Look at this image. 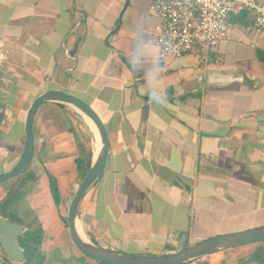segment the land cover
Returning <instances> with one entry per match:
<instances>
[{
  "label": "crops",
  "instance_id": "obj_1",
  "mask_svg": "<svg viewBox=\"0 0 264 264\" xmlns=\"http://www.w3.org/2000/svg\"><path fill=\"white\" fill-rule=\"evenodd\" d=\"M153 1L0 0V175L22 156L37 96L57 91L84 100L107 129L109 154L80 203V228L95 245L140 256L178 251L205 225L244 224L232 233L264 227V43L252 16L230 14L226 40L205 60L189 53L161 62L151 42ZM42 107L33 120L26 199L42 240L58 233L65 242L59 208L67 213L81 179L78 156L70 161L62 141L69 129L49 112L71 110ZM8 192L0 186V202Z\"/></svg>",
  "mask_w": 264,
  "mask_h": 264
},
{
  "label": "water",
  "instance_id": "obj_2",
  "mask_svg": "<svg viewBox=\"0 0 264 264\" xmlns=\"http://www.w3.org/2000/svg\"><path fill=\"white\" fill-rule=\"evenodd\" d=\"M45 104L66 106L79 113L92 123L98 135L99 147L93 153L88 171L80 181L66 213L69 239L83 256L100 264H188L219 251L264 242V227H259L213 236L199 241L188 248L162 256H140L101 248L88 240L80 228L78 210L83 198L99 181L104 172L109 154V138L107 129L97 112L84 100L70 93L49 91L40 94L32 101L25 117V145L22 156L11 171L0 175V186L19 177L31 162L34 147L33 120L38 108ZM0 223L1 250L4 251L10 261L22 264L25 259L23 250L17 244V237L21 236L26 229L19 224L11 223L7 218L1 216ZM10 237H13L16 242L13 247L18 251L17 255L14 249L12 253L6 247L7 239Z\"/></svg>",
  "mask_w": 264,
  "mask_h": 264
},
{
  "label": "rangeland",
  "instance_id": "obj_3",
  "mask_svg": "<svg viewBox=\"0 0 264 264\" xmlns=\"http://www.w3.org/2000/svg\"><path fill=\"white\" fill-rule=\"evenodd\" d=\"M44 107H39L36 115L40 114L41 110ZM71 110V109H70ZM51 114V118L53 117V121H57L58 124H61L62 131L69 129L68 133L64 134V137L62 138V141L65 142V148H68V156L70 157V161L74 156H80L83 157L84 153L81 151L82 149L89 150L91 152V159L93 153L96 151V141L94 134L91 130V127L89 125V121L84 118L79 113H76L75 111H67L68 116L65 114L61 116L58 110H53L49 112ZM49 114V115H50ZM65 118L68 120V123L66 122ZM56 123V122H55ZM93 134V135H91ZM64 148V149H65ZM36 153V151H35ZM22 177V176H21ZM19 179L8 181L4 184H2V187L6 190L13 191V195H10L6 201L4 202L3 206H0V215L3 217H9V221L13 224H20L23 225L26 229H31L32 227L35 228L37 226V223L35 221L36 214L32 212V209L30 207L29 202L26 199V195L31 190V185L26 184V186H18L19 185ZM79 179V178H78ZM82 180V179H81ZM57 201L59 200L58 197L56 198ZM2 202V201H1ZM5 205V207H4ZM65 210V207H64ZM63 208H59V214L61 221L63 222V225H67L66 221V212H64ZM7 217V218H8ZM1 224V223H0ZM244 224L236 223V224H229L226 226H223L221 228H217V226H201V228L198 227L197 232L195 234V237H192V240L189 244L186 245L185 248L190 247L191 245L202 241L204 239L225 234V233H232L231 231H235L234 229L241 228ZM64 226V227H65ZM66 228V227H65ZM67 229V228H66ZM203 229V230H202ZM203 231V232H202ZM241 231V230H240ZM201 232L204 233L203 238H200ZM225 232V233H224ZM49 235V234H48ZM52 235V234H51ZM205 235H208L205 238ZM89 237H91L88 234ZM25 237V234L17 237V244L18 240ZM61 235L58 233H54L52 238L46 237L44 240H42V244L40 246L41 252L45 256V262L43 264H96L94 261L90 260L89 258L83 256L71 243V241L68 239L67 231L64 233L65 242H63V239H60ZM8 243L6 245L7 249L13 253V249L16 251V255L18 254V251L13 247L16 242L13 237H10L7 239ZM68 241V242H67ZM97 245L101 248L110 249L113 251H124L123 247L111 244V243H100L97 242ZM260 247H255L254 249H251L250 251L243 252L242 254H235V250H223L219 251L218 253L211 254V256L202 258L197 260V263L195 264H257L255 262H249L248 259L252 256V254L260 248L261 253H264V242L259 243ZM19 245V244H18ZM184 248H179L178 250H181ZM177 251V250H176ZM151 255H155L154 253H151ZM78 259L81 261L79 262ZM248 262V263H247ZM0 264H16L13 261H10L6 255L4 254V251L0 248Z\"/></svg>",
  "mask_w": 264,
  "mask_h": 264
},
{
  "label": "built area",
  "instance_id": "obj_4",
  "mask_svg": "<svg viewBox=\"0 0 264 264\" xmlns=\"http://www.w3.org/2000/svg\"><path fill=\"white\" fill-rule=\"evenodd\" d=\"M237 9L252 16L251 29L264 43V0H154L148 10L157 18L151 42L166 62L189 53L205 60L226 40L227 20Z\"/></svg>",
  "mask_w": 264,
  "mask_h": 264
},
{
  "label": "trees",
  "instance_id": "obj_5",
  "mask_svg": "<svg viewBox=\"0 0 264 264\" xmlns=\"http://www.w3.org/2000/svg\"><path fill=\"white\" fill-rule=\"evenodd\" d=\"M81 151L84 153V156L83 157L79 156L75 160V164L77 166L80 179H82L87 173L90 162H91V152L85 149H81ZM18 178H20L19 179L20 182L18 186H23V187L26 186V184L31 185V183L34 181L32 173L27 172V167ZM49 181H50L51 195L53 196L55 202H57V199H56L57 198V187H56L55 181L53 180V178H50ZM12 192L9 191L7 193L6 198L2 202H0L1 207L3 206L4 202L10 195L15 194V193L12 194ZM7 219H9V217ZM24 234H25V237L22 239V241L20 239L18 240L19 247L23 250V255L25 259L22 264H43L45 262V256L43 255L40 249V246L42 244V239H43V231L41 227L37 225L35 228L33 227L31 229L26 228L23 235ZM260 250L261 249L258 248L252 254V256L248 259V261L255 262L257 264H264V253L262 254ZM78 261L81 262L83 260L80 261L78 259ZM96 264H100V263H96Z\"/></svg>",
  "mask_w": 264,
  "mask_h": 264
},
{
  "label": "bare ground",
  "instance_id": "obj_6",
  "mask_svg": "<svg viewBox=\"0 0 264 264\" xmlns=\"http://www.w3.org/2000/svg\"><path fill=\"white\" fill-rule=\"evenodd\" d=\"M89 121V120H88ZM89 125H90V127H91V130H92V132H93V134H94V137H95V141H96V149L99 147V144H98V135H97V132H96V130H95V128H94V126L92 125V123L89 121ZM79 231H80V228H79ZM81 232V231H80ZM81 234H82V232H81ZM83 235V234H82Z\"/></svg>",
  "mask_w": 264,
  "mask_h": 264
}]
</instances>
